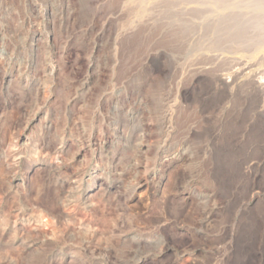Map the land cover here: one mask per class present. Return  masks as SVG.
Listing matches in <instances>:
<instances>
[{
  "label": "rangeland",
  "instance_id": "374dc122",
  "mask_svg": "<svg viewBox=\"0 0 264 264\" xmlns=\"http://www.w3.org/2000/svg\"><path fill=\"white\" fill-rule=\"evenodd\" d=\"M30 1L0 0V48L11 57H0V191H9L12 207L28 201L66 221L62 241L29 249L18 245V232L0 230V264H133L139 251L138 264H214L230 254L216 237V205L226 200L227 144L246 125L260 126L264 95L245 94L252 77L264 75V43L186 55L185 34L209 29L188 16L179 22L181 14L154 0H49L56 10L50 33L46 42H33L41 19ZM158 53L153 71L146 61ZM240 60L252 64L249 70L231 73ZM219 77L231 82L218 85ZM200 87L205 95L198 103ZM232 120L240 128L232 130ZM23 138L28 148L38 146L36 155L25 146L4 155L5 145ZM257 143L250 152L231 147L238 190L230 194L232 220L242 200L264 191ZM19 152L23 158L13 164ZM250 176L258 177L248 185ZM184 188L191 210L175 222ZM83 206L88 232L77 228ZM243 215L231 259L220 264L235 263L236 253L244 257L240 264H264V209L252 204ZM156 237L166 243L159 252L150 242Z\"/></svg>",
  "mask_w": 264,
  "mask_h": 264
},
{
  "label": "bare ground",
  "instance_id": "6f19581e",
  "mask_svg": "<svg viewBox=\"0 0 264 264\" xmlns=\"http://www.w3.org/2000/svg\"><path fill=\"white\" fill-rule=\"evenodd\" d=\"M145 1L147 0H142V2H145ZM154 1H157V3L159 4L162 3L164 5L163 6L164 11L166 8L167 11L178 12L179 14H181V18L183 20L179 18L178 19L179 22H184L185 19L183 18V16H188L190 18V20L188 21H194L196 25L200 27V29L202 27L209 29L208 30L209 34H185V39H188L186 55L190 56L195 51H201L204 49H208L209 51L215 52L220 55L221 53L225 51L230 52V50L232 51V49H245V48L250 49L252 46V43H257L258 45H261L262 43H264V0H154ZM30 2L33 5L32 10L34 11L35 16L41 19V23L36 27L37 29L32 30L31 39L33 42H40V41L46 42L47 34L50 33V27L52 25L53 19L56 17V10L53 4L49 0H31ZM60 6H61V9L65 8L64 3H61ZM258 47L259 46L256 45L253 48H258ZM0 57L3 59L6 57V60L11 59V57H9V55L2 48H0ZM159 60H160V53L156 54L155 56L149 57L146 63L151 70L153 71L159 70ZM251 65L252 64L249 65L246 61L244 62L241 60L235 61L232 64L231 73L234 72L235 74H237V73L243 72L244 70L245 71L249 70ZM48 73L50 75L53 73L52 68L48 70ZM262 76H264L262 72H257L256 75L252 77L251 82H250L252 89L245 94V97L247 96L249 99L252 100V99H259V97L264 95L263 93L264 81L261 80ZM216 81L219 82L217 83L218 85L221 83V81H225V83L231 82L229 78L223 79L220 77ZM199 84L201 85V83ZM197 93L198 94L194 96L195 101L200 103L203 99V96L205 95V89L200 87ZM217 97H219L218 93H216L215 99ZM180 99L182 101H185L183 94H180ZM168 106L169 104L167 105V107ZM246 106H247L246 108L247 111L249 109L248 112L253 111L250 109L251 105L246 104ZM168 113L169 112L166 111L164 113V116H167ZM129 117L132 118L134 116L130 114ZM240 123L241 122H235L234 120H232L230 121L229 126L233 130V128L234 129L240 128L241 125L240 126L238 125ZM246 128H249L251 130V134L249 135L250 136L249 140L251 141H249V144H248V147L250 146V149L247 150L250 152V150L252 149V143L259 140L257 139L256 135L260 132V126H257L254 124L249 126L248 124L246 125ZM8 144L5 145V147L3 148L4 153H9L10 151L14 150V149L11 150ZM138 145H139L138 148L140 152L144 150V147L142 144L139 143ZM227 145H228V148H230V150L227 151L226 153V161H225V165L227 168V175H226V178H227L226 187L227 188L225 190L226 191L225 198L229 200L228 204H230V199L232 198L230 194L232 193L234 194L238 192L237 187H236L237 184L236 182L233 181V177H232L236 172V171L234 172L233 170H234V166L236 165V163H234V159H235V156L237 155L235 153L237 152L235 151L234 153L231 152L232 150L231 147L233 144L230 143ZM237 150L241 151L240 149H237ZM238 157H240V155ZM215 173H217V171ZM188 189L189 188L183 189V193H182L183 209L178 210V211L175 210V216L173 217L175 219L174 220L175 222H178L180 219H184L191 210L190 197L187 196ZM197 198L199 197L197 196ZM219 206L223 207V204L220 203ZM209 223H207L206 226H208ZM238 226H239V223L237 227L235 225L236 227L235 230L237 229V231L239 228ZM253 227H254V224L251 223L250 229L252 230ZM251 230L249 231L250 233H251ZM250 236L252 237V233ZM238 237H240V232L237 233V238ZM251 237L249 241L250 244L252 241ZM150 242L152 244L153 251L159 252L162 248L166 246L165 240L161 239V237H158V238L156 237V239H152V241ZM139 253H140L139 255H135L133 264H138V262H140L139 257L144 252L139 251ZM228 255L230 254L224 253L222 258H226L227 260H230L231 256H228ZM236 255H234L235 263L233 264H240L241 262H243L244 257H241L240 254L238 255V253H236ZM222 258H218V261L216 260L217 262L214 264H220V262L223 260Z\"/></svg>",
  "mask_w": 264,
  "mask_h": 264
},
{
  "label": "built area",
  "instance_id": "2783aa9c",
  "mask_svg": "<svg viewBox=\"0 0 264 264\" xmlns=\"http://www.w3.org/2000/svg\"><path fill=\"white\" fill-rule=\"evenodd\" d=\"M264 80V79H263ZM261 114L262 118L259 123L260 125V132L262 133L258 143L260 145V148L262 149V156L260 159V164H264V96L262 97L261 101ZM249 128H244L239 134L238 138L233 139V146L236 148L244 147L247 149H250V146L248 147V136H249ZM257 142V141H256ZM10 146V149H14L13 151H10L9 153H4V155L11 156L16 155V150L18 147L22 149L24 146L32 151L31 154L36 155L37 154V145H30V148H28L27 145L29 143L27 142L26 138L22 139V142L20 144L16 143V140H14L11 144H8ZM20 153V152H19ZM29 156V155H28ZM27 156V157H28ZM23 158V156L18 154L16 157H11V161L13 164L17 162L19 158ZM36 157V156H34ZM29 158V157H28ZM255 162H252L254 164ZM258 176H250L249 179L247 178L244 182L248 185H250L249 181H256ZM16 182H18L20 185H23V177H19L16 179ZM9 188V187H8ZM10 189V188H9ZM7 192V193H6ZM1 192L0 191V230L5 231H11L14 230L18 232V245H21L22 247H25V249H29L33 245H36V242L43 243L47 240H53L56 243H59L62 241V236L60 233L61 226L66 221L65 219L60 222V220L57 217L54 216H48L46 212L38 207L36 204H29L28 201H18L15 205H11V203L8 201L7 195H10L9 191ZM88 190H84L82 192V198L85 202V200L88 198ZM252 195L254 198H252ZM252 195L250 194V199H244L242 202H240L237 206V220L231 219V213L234 210L233 205L236 203L234 200L235 196L230 199V204H228L229 200H219L216 205V217H215V228L217 229V239L220 245L226 247L228 251L230 252V255L232 253V250L238 241L236 238L237 236H234L235 228L237 227L238 223L242 227H244L245 224V218H243V213L249 212L251 210L252 204H259L264 209V191L263 189H260L259 191H253ZM253 199V200H252ZM224 201V202H222ZM222 203L223 207H220L219 204ZM234 203V204H233ZM14 209V210H13ZM82 214L84 215V218H80L78 222V229H83V231H87L89 229V224L87 221L88 216V207L83 206L82 208ZM235 209V210H236ZM14 213V216L16 218H10L9 214ZM242 215V217H241ZM89 217V216H88ZM242 220V223L239 221ZM61 224V225H60ZM234 225V226H232ZM236 225V227H235ZM50 234H47V233ZM39 239V241H38Z\"/></svg>",
  "mask_w": 264,
  "mask_h": 264
}]
</instances>
